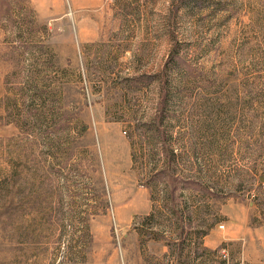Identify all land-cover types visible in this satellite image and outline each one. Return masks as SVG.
Wrapping results in <instances>:
<instances>
[{
    "label": "rangeland",
    "instance_id": "obj_1",
    "mask_svg": "<svg viewBox=\"0 0 264 264\" xmlns=\"http://www.w3.org/2000/svg\"><path fill=\"white\" fill-rule=\"evenodd\" d=\"M0 264H264V0H0Z\"/></svg>",
    "mask_w": 264,
    "mask_h": 264
}]
</instances>
